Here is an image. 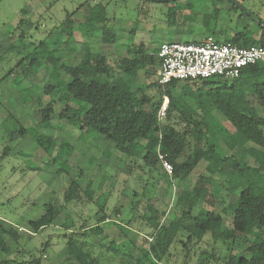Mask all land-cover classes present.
Masks as SVG:
<instances>
[{
    "label": "trees",
    "instance_id": "obj_1",
    "mask_svg": "<svg viewBox=\"0 0 264 264\" xmlns=\"http://www.w3.org/2000/svg\"><path fill=\"white\" fill-rule=\"evenodd\" d=\"M118 1L126 0H113L115 4ZM141 9L145 12L144 7ZM27 12V7L21 9L19 25L26 22ZM73 13H67L55 30L32 44L31 51L24 57L26 62L21 64L25 77L36 72L39 54L52 61L48 46L54 45L60 35L65 37V43L71 42L74 31H79L86 39L93 37L91 23L98 18L97 10L90 8L85 18L76 24L71 20ZM251 17V13L247 16L230 0H217L203 16V21L220 23L223 27L231 25L230 37L224 29L207 35L217 42L264 45V27L259 19L255 31L249 33L246 19ZM115 20L113 14L106 15L104 8L101 42L117 41ZM258 31L261 34L257 39L252 34ZM24 35V32L19 35L20 42ZM220 35L224 36L222 41L217 40ZM85 44L89 49L87 40ZM152 52L142 43L129 44L112 63L100 52L92 65L68 64L61 74L52 75L53 82L43 86L49 99L39 109V120L34 126L24 127L19 118L7 111L5 119H13L16 124L7 132L8 142L16 135H30L47 155L48 164L57 165L55 173H63L67 180L62 193L52 192L42 205V214L28 221L30 231L37 233L52 225L59 209L68 215L71 202L85 200L93 205L92 214L80 218L77 229L68 227L69 232L63 234L65 242L61 252L67 264L70 261L100 264L103 250L123 257L122 264H177L179 259L181 264L192 260L193 264H264V171L253 169L252 180L243 185L242 178L252 168L239 163L241 152L264 162V63L244 66L233 79L214 76L172 80L162 85L156 75L159 61ZM139 72L144 79L133 89ZM118 78L122 79L119 84ZM119 86L124 91L122 96L115 94ZM165 96L168 106L159 119L158 110ZM241 98L244 102H240ZM30 99L40 104L39 98ZM56 101L62 105L58 111ZM53 115L84 132L87 148L93 150V157L99 162L96 172L107 165L112 155L106 148L96 149L99 142L105 141L113 146V152L123 153L129 174L141 172L138 178L141 189L132 187L127 193L123 190L108 210L109 194L102 190L104 179L100 174L90 175L86 187L82 188L80 181L69 175L67 165L74 146L62 138L53 155L54 135L36 130L38 127L52 130ZM219 144L233 152L226 153ZM10 150V146L5 145L0 159L8 156ZM159 154L171 164V175ZM94 164V159H89L87 168H93ZM195 171H198L195 183L183 184ZM96 176L98 183L93 185ZM161 179H165L169 187L182 184L177 193L174 190V195L165 200L168 207L165 217L170 215L165 218L166 222H161L163 214L151 204L149 194ZM224 192L226 196L231 197L230 193L235 196L226 201L222 198ZM124 197L128 199L125 203L121 202ZM219 205L221 209L216 211ZM91 220L94 222L89 224ZM105 221H119L126 228L127 232H121V240L105 242L102 226ZM62 225L67 226L65 222ZM5 233L14 241L20 236L13 226L5 229L0 224L2 251L9 250ZM138 236L140 243L136 241ZM206 236L211 240L206 241ZM96 246L98 252L93 254ZM6 263V260L0 262ZM25 264H40V258H31Z\"/></svg>",
    "mask_w": 264,
    "mask_h": 264
},
{
    "label": "rangeland",
    "instance_id": "obj_2",
    "mask_svg": "<svg viewBox=\"0 0 264 264\" xmlns=\"http://www.w3.org/2000/svg\"><path fill=\"white\" fill-rule=\"evenodd\" d=\"M234 1L248 12L247 16L250 13L253 15L251 19L254 20L246 19L250 34L255 31L258 19L264 25V0ZM216 2L217 0H151L147 2L126 0L115 4L113 0H0V156L5 145L11 148L10 154L0 159V224L5 229L13 226L20 235L17 241H14L7 233L3 235L9 250L0 249V262L6 260V264H25L31 258H40V264H67L61 252L65 242L63 234L69 232L68 227L70 230L77 229L81 223L80 218L91 215L94 209L93 205L85 200L73 201L68 205V215L59 209L58 217L52 225L40 229L37 233L30 231L28 221L42 214V205L51 197L52 192L57 195L62 193L67 180L63 173H55L54 168L57 165L48 164L47 155L36 145L30 135L26 137L16 135L8 142L7 132L16 124L13 119H5L7 111L19 118L24 127L34 126L39 120V109L49 99V96L43 92V86L54 81L52 75L61 74L67 69L68 64L81 62L92 65L96 55L100 52L104 53L112 63L125 52L129 44L142 43L149 50L155 51L163 42H200L212 32L222 29L230 37L231 25L223 27L220 23L208 24L207 20L203 21V16ZM79 5L82 6L79 7ZM217 6L221 7V3ZM25 7L28 8L25 15L26 22L19 25L20 11ZM141 7H144L145 12ZM90 8H94L99 14L96 21L91 23L94 27L93 37L86 39L79 31H74V38L71 42L65 43V37L60 35L54 45L49 44L48 46L52 61L46 60L42 53L39 54L36 72L25 77V69L21 64L26 62L24 57L31 51L32 44L44 39L47 34L55 30L67 13L74 11L71 20L76 24L77 21L85 18ZM104 8L106 15L113 14L116 18L117 41L110 44L101 42L100 32ZM232 17L235 19V15ZM22 32L25 35L20 42L18 37ZM260 34L258 31L252 36L258 39ZM223 38L224 36L220 35L217 40L222 41ZM86 40L89 42V49H86ZM143 79V73L139 72L134 80L133 89ZM121 80V78L117 79L118 84ZM123 92L119 86L115 94L122 96ZM36 97L40 99V104L34 100L30 102V98ZM243 100L244 98H241L240 102H244ZM61 107L62 105L56 101V111ZM51 123L52 130L40 127L36 130L54 135L56 148L53 155L56 154L57 146L62 138L74 146L67 165L69 175L77 178L82 188L86 187L90 175L100 174L104 179L102 190L106 195L109 194L106 203L108 210L123 190L127 193L132 187L137 190L141 189V184L138 183L141 172L135 171L133 175L129 174L123 153L113 152V146L105 141L99 142L96 149L106 148L112 155L107 165L102 166L98 173L96 170L99 162L93 157V150L87 148L88 141L84 132L59 120L56 115L52 116ZM219 145L226 153L233 152L222 144ZM91 158L94 159L95 164L93 168L88 169L87 161ZM239 163L252 168L242 178L243 185L252 180L253 169L258 168L264 171V162L247 152H241ZM197 173L198 171H195L183 184H194ZM142 175L145 178V175ZM97 181L96 176L93 185H96ZM180 186L182 184L176 183L169 187L167 181L161 179L157 188L150 191L151 204L163 214L161 222H166L165 218L170 216L165 217L168 212L165 200L168 196L174 195V190L177 193ZM160 195L161 199H159ZM230 196L228 194L226 196L224 192L222 198L226 201L232 200L235 195L230 193ZM127 200L124 197L121 202L125 203ZM215 209L219 211L220 205ZM63 222L67 225L66 227H63ZM92 222L94 220L88 223ZM116 222L105 221L102 224L106 243L110 239L121 240L123 238L121 232L126 231V228L119 221ZM226 222L229 224V220ZM205 239L206 241L211 240L209 236ZM136 241L141 242L139 236L136 237ZM92 252L93 254L98 252L97 246L93 247ZM133 252L137 254L136 250ZM101 253L104 255L100 264H122L123 257L114 256L105 250ZM181 261L179 259L177 264H181ZM193 262L194 260L189 264ZM68 264L77 263L70 261Z\"/></svg>",
    "mask_w": 264,
    "mask_h": 264
},
{
    "label": "built area",
    "instance_id": "obj_3",
    "mask_svg": "<svg viewBox=\"0 0 264 264\" xmlns=\"http://www.w3.org/2000/svg\"><path fill=\"white\" fill-rule=\"evenodd\" d=\"M152 54L159 61L156 75L162 85L172 80L207 79L214 76L233 79L240 75L244 66L264 63V45L239 46L231 42H217L212 36L195 43L163 42ZM168 102L165 96L158 110L159 119L163 118ZM159 158L171 175V164L161 154Z\"/></svg>",
    "mask_w": 264,
    "mask_h": 264
},
{
    "label": "water",
    "instance_id": "obj_4",
    "mask_svg": "<svg viewBox=\"0 0 264 264\" xmlns=\"http://www.w3.org/2000/svg\"><path fill=\"white\" fill-rule=\"evenodd\" d=\"M165 1H174V0H165ZM232 3H234L240 10L244 11L246 14H248V12H246V10L244 8H242L237 2H235L234 0H230ZM264 27V25H263Z\"/></svg>",
    "mask_w": 264,
    "mask_h": 264
}]
</instances>
